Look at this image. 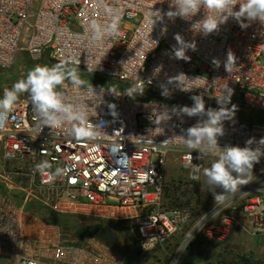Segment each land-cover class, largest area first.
I'll list each match as a JSON object with an SVG mask.
<instances>
[{"label": "built area", "instance_id": "1", "mask_svg": "<svg viewBox=\"0 0 264 264\" xmlns=\"http://www.w3.org/2000/svg\"><path fill=\"white\" fill-rule=\"evenodd\" d=\"M157 10L160 19L152 14ZM168 10L169 0H0V68L12 67L19 52L34 59L48 54L101 81L79 88L65 81L57 89L65 103L85 113L84 126L100 133L91 140L75 139L78 122L44 126L31 99L0 114L1 258L12 264H125L122 254L98 237L70 240L37 208L127 225L144 252L164 249L186 229L170 264L199 236L221 242L241 232L264 246V157L254 165L250 183L195 220L189 209L162 206L170 154L189 168V180H197L212 155L197 159L198 153L184 146L185 130L199 118L171 112L192 104L162 101L161 88L182 97L203 95L206 108H214L229 88L230 103L264 112V25L245 21L249 26L241 28L229 18L205 35L193 27L203 9L188 20L170 19ZM116 18L114 36L110 25ZM176 34L195 43V50L185 52L187 60L175 57ZM229 52L236 58L230 72L224 66ZM133 85L143 92L128 97ZM109 104L116 105V116ZM224 129L221 148L264 137V122L233 117ZM45 161L51 167L38 170Z\"/></svg>", "mask_w": 264, "mask_h": 264}, {"label": "clouds", "instance_id": "2", "mask_svg": "<svg viewBox=\"0 0 264 264\" xmlns=\"http://www.w3.org/2000/svg\"><path fill=\"white\" fill-rule=\"evenodd\" d=\"M237 6L238 10H236ZM201 9L204 10L205 15L193 27L198 26L199 32L205 35L217 31L219 26L226 23L229 18L234 19L241 28L249 26L245 21H259L264 25V0H169V10L165 15L170 19L179 17L188 20ZM152 14L158 16V19L162 16L159 10L153 11ZM118 22L119 18H116L110 25V33L114 36L119 34ZM93 27L96 39H99V28L95 24ZM175 39L179 45L175 51V57L187 60L185 52L189 48L195 50V43L182 41L179 34H176ZM213 63L219 67L218 61L214 60ZM235 63V56L229 52L224 65L225 70L230 72V68L235 66ZM67 64L68 62H60L51 66L36 65L27 73L26 78L18 80L11 89L4 91L3 97L0 98V114L9 113L18 102L20 95L28 93L33 111L44 126L59 129L65 121L78 122L80 126L74 125L72 128V133L78 142L98 137L100 133L94 127L84 126L85 113L74 108L72 104L65 103L63 94L57 90L65 84V81H70L76 88L86 83L80 78L78 69L68 68ZM161 88L163 89L162 95L167 96L169 94L167 88L164 85H161ZM134 92L142 93L143 89L133 85L127 91V96L132 97ZM224 92L226 93L224 98L218 99L220 107L217 109L206 108L203 95L192 96V106H174L171 109V112L177 115L199 118L194 125L185 130L186 135L182 137V140L185 147L198 153L197 159L209 154L215 156L211 166L204 170V176L206 183L212 186L213 190L221 189L219 193L213 192L214 202L217 205L224 204L240 191L241 186L251 182L254 165L264 157V137L259 141L250 138L244 147L228 145L221 148L219 146L218 138L225 134L224 122L233 119L235 113V105L231 109L227 107L232 90L226 88ZM108 107L112 110L111 115L116 116V105L109 104ZM168 143L169 141L165 140L162 145L167 146ZM253 145L256 146L253 147ZM36 167L42 171L50 168L51 165L45 161ZM59 172L60 169H57L56 173L59 174Z\"/></svg>", "mask_w": 264, "mask_h": 264}, {"label": "rangeland", "instance_id": "3", "mask_svg": "<svg viewBox=\"0 0 264 264\" xmlns=\"http://www.w3.org/2000/svg\"><path fill=\"white\" fill-rule=\"evenodd\" d=\"M38 5L39 3H35V6ZM54 64H56L55 61L48 54H44L41 59H34L24 52H19L12 67L9 69L0 68V98L3 97L6 89L12 88L15 82L26 78L27 73L36 65L51 66ZM120 84L125 89L130 86L123 82ZM136 94L137 92L133 93L132 97H136ZM21 99H30V95L22 93L19 100ZM162 101L193 104L191 97H182L177 93H169ZM233 105L235 104L228 103L227 107L231 109ZM219 107L218 102H215L213 109ZM234 117L248 122H264V112H257L237 105H235ZM214 160L215 156H207L203 161V167L197 180H189V168L181 164L177 154L171 153L167 162V190L164 193L162 206L166 209H189L196 218L213 208L216 205L213 192L219 193L221 189L215 188L213 190L212 186L206 183L204 170L209 168ZM120 228L119 245L116 248H121L125 252V254L120 252L125 259V264H170L178 249V244L182 242L186 233L185 229L175 235L164 249L149 251L150 256L148 258L138 260L133 256V253L137 250H143L132 240L127 225H121ZM65 232V236L70 240L82 241L74 226H67ZM200 242L202 245L197 247ZM0 264L12 263L8 259L0 257ZM177 264H264V246L255 238L241 232L233 233L230 238L221 242L199 236L183 251Z\"/></svg>", "mask_w": 264, "mask_h": 264}, {"label": "trees", "instance_id": "4", "mask_svg": "<svg viewBox=\"0 0 264 264\" xmlns=\"http://www.w3.org/2000/svg\"><path fill=\"white\" fill-rule=\"evenodd\" d=\"M79 76L82 80L86 82L85 85L101 82L100 80H97L95 77H92V76H86L81 73H79ZM36 210H37L36 212L39 215L57 223L62 229V232L64 234L66 233L65 231H66L67 226H74L77 229V235L82 240L88 239V238H97L100 230L106 225L110 226L113 232H115L120 238L119 229H121L120 228L121 225H124V224H114V223L105 224L102 221H99L96 219H87V218H82V217H77V216H55L53 213L43 208H37ZM116 249L119 252L125 254V252H123L121 248H116ZM149 254H150L149 252H143V251L137 250L136 252L133 253V256L138 260H145L146 258H148V256H150ZM128 263H129V259H128Z\"/></svg>", "mask_w": 264, "mask_h": 264}, {"label": "water", "instance_id": "5", "mask_svg": "<svg viewBox=\"0 0 264 264\" xmlns=\"http://www.w3.org/2000/svg\"><path fill=\"white\" fill-rule=\"evenodd\" d=\"M98 239L107 243L112 247H117L119 245L118 236L114 234L112 228L108 225L104 226L98 233Z\"/></svg>", "mask_w": 264, "mask_h": 264}, {"label": "crops", "instance_id": "6", "mask_svg": "<svg viewBox=\"0 0 264 264\" xmlns=\"http://www.w3.org/2000/svg\"><path fill=\"white\" fill-rule=\"evenodd\" d=\"M167 190V189H166ZM166 192V191H165ZM164 197V196H163ZM195 219H197L195 216H193V219L192 220H195ZM202 245V242H200L199 243V245L197 246V247H199V246H201Z\"/></svg>", "mask_w": 264, "mask_h": 264}, {"label": "flooded vegetation", "instance_id": "7", "mask_svg": "<svg viewBox=\"0 0 264 264\" xmlns=\"http://www.w3.org/2000/svg\"><path fill=\"white\" fill-rule=\"evenodd\" d=\"M114 234L117 235L115 232H114ZM117 236H118V235H117ZM118 239H119V237H118Z\"/></svg>", "mask_w": 264, "mask_h": 264}]
</instances>
